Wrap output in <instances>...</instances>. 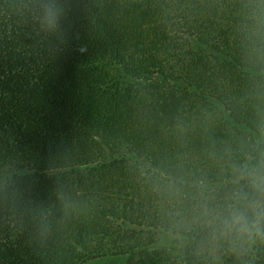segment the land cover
<instances>
[{
  "label": "trees",
  "instance_id": "1",
  "mask_svg": "<svg viewBox=\"0 0 264 264\" xmlns=\"http://www.w3.org/2000/svg\"><path fill=\"white\" fill-rule=\"evenodd\" d=\"M41 2L0 0V264H205L176 214L259 135L250 0Z\"/></svg>",
  "mask_w": 264,
  "mask_h": 264
},
{
  "label": "clouds",
  "instance_id": "2",
  "mask_svg": "<svg viewBox=\"0 0 264 264\" xmlns=\"http://www.w3.org/2000/svg\"><path fill=\"white\" fill-rule=\"evenodd\" d=\"M64 15V0H42L43 28L50 32L60 30ZM246 20L248 52L261 56L264 0H250ZM258 119L255 143L242 157L233 156L230 151L225 153L221 157L222 179L216 184L206 178L196 181L192 215L176 214L175 224L179 228L199 226L201 236L195 243V253L203 257L205 264H223L224 256H231L236 264H252L255 249L264 245V115ZM173 194L181 196V188L173 186ZM175 238L184 237L180 234Z\"/></svg>",
  "mask_w": 264,
  "mask_h": 264
},
{
  "label": "rangeland",
  "instance_id": "3",
  "mask_svg": "<svg viewBox=\"0 0 264 264\" xmlns=\"http://www.w3.org/2000/svg\"><path fill=\"white\" fill-rule=\"evenodd\" d=\"M175 239V236L170 234V233H160L159 237H158V243L157 245L159 247H165V246H169L171 245V243L173 242V240Z\"/></svg>",
  "mask_w": 264,
  "mask_h": 264
}]
</instances>
